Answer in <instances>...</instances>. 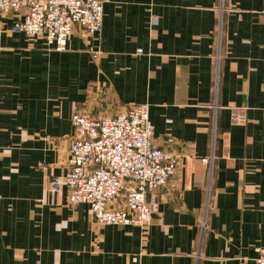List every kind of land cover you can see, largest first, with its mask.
<instances>
[{"label": "crops", "instance_id": "obj_1", "mask_svg": "<svg viewBox=\"0 0 264 264\" xmlns=\"http://www.w3.org/2000/svg\"><path fill=\"white\" fill-rule=\"evenodd\" d=\"M15 19L0 22V264L264 257V0H107L100 33L75 25L63 52ZM138 104L175 171L148 225L97 224L67 201L71 116Z\"/></svg>", "mask_w": 264, "mask_h": 264}, {"label": "built area", "instance_id": "obj_2", "mask_svg": "<svg viewBox=\"0 0 264 264\" xmlns=\"http://www.w3.org/2000/svg\"><path fill=\"white\" fill-rule=\"evenodd\" d=\"M107 0H0V22L10 14L14 33L42 38L47 50L63 52L75 25L98 35ZM75 137L69 146L63 184L69 204L85 203L101 225L151 222L159 207V190L173 175L177 157L153 144L148 105L130 106L116 115L92 119L74 112ZM213 154L202 162H213ZM51 190H60L52 178ZM264 264V257L256 259Z\"/></svg>", "mask_w": 264, "mask_h": 264}]
</instances>
